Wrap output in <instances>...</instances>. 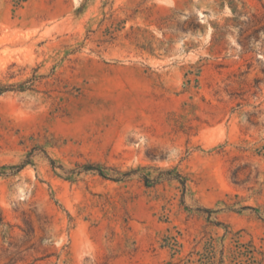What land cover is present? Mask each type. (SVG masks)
<instances>
[{"label": "rangeland", "instance_id": "obj_1", "mask_svg": "<svg viewBox=\"0 0 264 264\" xmlns=\"http://www.w3.org/2000/svg\"><path fill=\"white\" fill-rule=\"evenodd\" d=\"M260 262L264 0H0V264Z\"/></svg>", "mask_w": 264, "mask_h": 264}, {"label": "trees", "instance_id": "obj_2", "mask_svg": "<svg viewBox=\"0 0 264 264\" xmlns=\"http://www.w3.org/2000/svg\"><path fill=\"white\" fill-rule=\"evenodd\" d=\"M85 170L96 171L100 176L105 177V175L102 173V171H100V169L96 166H87V167H85ZM259 264H263V263L260 262Z\"/></svg>", "mask_w": 264, "mask_h": 264}]
</instances>
